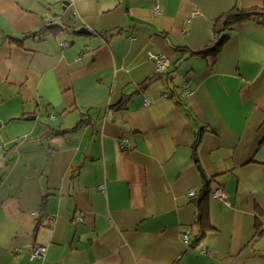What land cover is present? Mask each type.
I'll return each mask as SVG.
<instances>
[{"label": "crops", "instance_id": "1", "mask_svg": "<svg viewBox=\"0 0 264 264\" xmlns=\"http://www.w3.org/2000/svg\"><path fill=\"white\" fill-rule=\"evenodd\" d=\"M235 9L264 0H0V264H264V19L215 33Z\"/></svg>", "mask_w": 264, "mask_h": 264}, {"label": "trees", "instance_id": "2", "mask_svg": "<svg viewBox=\"0 0 264 264\" xmlns=\"http://www.w3.org/2000/svg\"><path fill=\"white\" fill-rule=\"evenodd\" d=\"M264 13L263 11H258L257 9L254 10H249V11H241V10H232L230 13L224 16L223 21L220 22H215V33L217 29L222 31L223 29H230L233 28L234 26L247 22V21H256V22H263ZM220 23V24H219ZM222 28H219L221 27ZM53 29V27L51 28ZM222 29V30H221ZM55 31V29H53ZM224 37L222 40L218 41L213 47L207 48L206 50L200 51V52H190L194 53L197 55H200L202 57H207V56H215L218 52V49L220 45L224 41ZM15 43L17 40L14 41ZM180 52H184V49H178ZM59 132L56 134L53 132L52 135H58ZM62 133V132H60ZM59 133V134H60ZM211 193L209 190V187H203L199 193H197L196 197L193 198V202L196 203L198 206V214L196 216L195 223L200 229L201 235H204V232L208 231L211 227L209 224V220L207 217V198L208 195Z\"/></svg>", "mask_w": 264, "mask_h": 264}, {"label": "built area", "instance_id": "3", "mask_svg": "<svg viewBox=\"0 0 264 264\" xmlns=\"http://www.w3.org/2000/svg\"><path fill=\"white\" fill-rule=\"evenodd\" d=\"M158 13H159V10H158V8H156L155 14H158ZM150 58L155 63L157 73L163 72L169 65V62L162 56L152 54V55H150ZM189 95H190V91L187 88V86L184 85V88L182 90V96H189ZM190 196L196 197V192H190ZM212 196L214 198H220L223 200L226 199V195L221 188L215 189L212 192ZM81 219H82L81 215H78L76 218L77 221H81ZM182 242L185 246L189 245V231L188 230H185L183 232ZM44 251H45V248H43V247L37 248L36 250H34L33 256H35L37 258H41L43 256Z\"/></svg>", "mask_w": 264, "mask_h": 264}, {"label": "rangeland", "instance_id": "4", "mask_svg": "<svg viewBox=\"0 0 264 264\" xmlns=\"http://www.w3.org/2000/svg\"><path fill=\"white\" fill-rule=\"evenodd\" d=\"M56 8H57V10H56L57 12H54V11L53 12L54 13H60L61 14V12H62V5L58 3L57 6H56Z\"/></svg>", "mask_w": 264, "mask_h": 264}, {"label": "water", "instance_id": "5", "mask_svg": "<svg viewBox=\"0 0 264 264\" xmlns=\"http://www.w3.org/2000/svg\"><path fill=\"white\" fill-rule=\"evenodd\" d=\"M85 31H86L85 28H81V29L78 30V32H85ZM203 179L205 181V177L204 176H203Z\"/></svg>", "mask_w": 264, "mask_h": 264}]
</instances>
